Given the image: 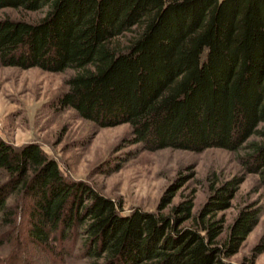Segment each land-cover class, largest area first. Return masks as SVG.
Masks as SVG:
<instances>
[{"label":"trees","instance_id":"1","mask_svg":"<svg viewBox=\"0 0 264 264\" xmlns=\"http://www.w3.org/2000/svg\"><path fill=\"white\" fill-rule=\"evenodd\" d=\"M7 8L43 15L0 18V68L72 71L55 106L99 127L128 123L129 158L223 148L264 190V0H0ZM242 180L213 185L197 213L192 199L126 211L39 143L0 135V231L26 222V243L69 264H255L264 235L231 257L264 214L261 195L230 223L219 215Z\"/></svg>","mask_w":264,"mask_h":264},{"label":"rangeland","instance_id":"2","mask_svg":"<svg viewBox=\"0 0 264 264\" xmlns=\"http://www.w3.org/2000/svg\"><path fill=\"white\" fill-rule=\"evenodd\" d=\"M42 15L11 8L0 10V18L34 21ZM72 74V71L51 73L38 68L1 67L0 135L16 146L39 143L69 177L85 180L121 201L126 211L135 207L145 210L164 207L167 212L175 204L192 199L193 212L197 213L209 198L213 185L234 177L243 180L232 206L219 213L225 214L227 223L233 221L246 203L260 195L264 201V190L254 191L258 175L246 173L234 151L215 147L200 152L164 148L129 158L134 147L122 148V141L130 131L128 123L99 127L81 118L73 108L55 106L57 97L67 90L66 81ZM116 167L119 168L114 171ZM25 224L22 222L16 233L0 231V264H69V258L64 263L55 257L56 253L27 244ZM263 235L264 214L231 260L240 262L248 256ZM16 239L21 245L16 244ZM71 261L81 264L78 258ZM255 264H264V252Z\"/></svg>","mask_w":264,"mask_h":264}]
</instances>
